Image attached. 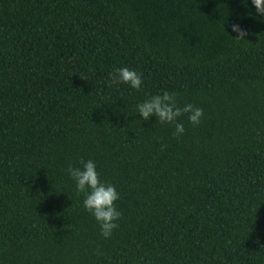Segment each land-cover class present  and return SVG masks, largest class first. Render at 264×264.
<instances>
[{
  "label": "trees",
  "instance_id": "trees-1",
  "mask_svg": "<svg viewBox=\"0 0 264 264\" xmlns=\"http://www.w3.org/2000/svg\"><path fill=\"white\" fill-rule=\"evenodd\" d=\"M248 11L0 0V264H264V23ZM121 66L140 90L109 86ZM163 90L203 109L178 138L135 110ZM81 159L120 193L109 238L65 171Z\"/></svg>",
  "mask_w": 264,
  "mask_h": 264
},
{
  "label": "clouds",
  "instance_id": "clouds-1",
  "mask_svg": "<svg viewBox=\"0 0 264 264\" xmlns=\"http://www.w3.org/2000/svg\"><path fill=\"white\" fill-rule=\"evenodd\" d=\"M241 3L245 8L249 7V0H241ZM250 4L254 7L255 14L248 11L246 16L264 23V0H250ZM229 27L237 34L236 39H245L248 35L247 30L238 23H232ZM142 76V73L127 66L114 67L109 73L108 83L109 86L123 83L132 89L140 90L143 84ZM135 110L143 121L155 117L160 123H174L175 131L172 135L177 138L184 133V124L178 122V118L186 115L189 123L198 125L204 114L201 107L192 103L180 106L177 103V94L168 90L146 96L136 103ZM65 171L74 184L75 192L83 194V208L98 223L100 235L109 238L118 227L117 221L121 216V212L115 206L120 193L113 184L101 180L96 163L92 159H81L78 165L70 163ZM254 243L259 244V239Z\"/></svg>",
  "mask_w": 264,
  "mask_h": 264
}]
</instances>
